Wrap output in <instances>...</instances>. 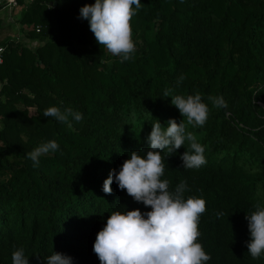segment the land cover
<instances>
[{
    "label": "trees",
    "instance_id": "16d2710c",
    "mask_svg": "<svg viewBox=\"0 0 264 264\" xmlns=\"http://www.w3.org/2000/svg\"><path fill=\"white\" fill-rule=\"evenodd\" d=\"M94 3L18 0V36L0 39V264H13L20 248L29 264H47L54 252L101 264L93 246L110 214L151 211L115 180L105 193L104 181L131 152L150 150L152 124L171 119L205 149L198 169L183 167L187 140L161 151L169 191L184 181L185 199L206 202L197 241L211 257L205 264H264V253L248 251L246 219L264 204V0H141L131 20L135 51L123 62L80 17ZM166 91L199 93L205 124H187ZM52 106L82 119L45 117ZM53 140L58 149L34 167L28 153Z\"/></svg>",
    "mask_w": 264,
    "mask_h": 264
},
{
    "label": "clouds",
    "instance_id": "9594fccd",
    "mask_svg": "<svg viewBox=\"0 0 264 264\" xmlns=\"http://www.w3.org/2000/svg\"><path fill=\"white\" fill-rule=\"evenodd\" d=\"M133 6L138 10L141 0H95L94 4L80 9V17L89 21L97 43L114 56L121 57L122 62L131 59L135 51L131 26L135 14ZM183 79L181 76L178 83ZM165 96L171 97V103L186 118L187 124L193 127L205 124L209 109L199 93L173 97L166 91ZM209 100L215 107L227 106L222 97L210 96ZM43 115L64 123H68L69 116L77 122L82 119L79 112L71 109L62 112L55 106L47 108ZM186 140L189 149L180 157L183 167L198 169L206 163L204 147L193 133H186L183 122L171 119L166 128H162L158 120L152 124L148 137L150 150L144 156L133 151L118 173L115 169L110 172L103 184L105 193L111 194V184L115 180L119 189L126 190L136 202H142L151 211L142 214L137 209L110 214L93 246L101 264H205L210 260L201 243L197 242L199 220L206 211L205 200L197 197L185 199L184 181L170 192L169 181L161 179L165 168L161 151H176L184 146ZM57 149L58 144L54 140L49 141L35 147L28 157L33 166L38 167L41 155ZM246 219L251 237L247 247L251 257L256 259L264 253V204H255V211L247 214ZM12 260L13 264H29L23 248L13 252ZM47 264H72V258L54 252L47 257Z\"/></svg>",
    "mask_w": 264,
    "mask_h": 264
},
{
    "label": "built area",
    "instance_id": "2783aa9c",
    "mask_svg": "<svg viewBox=\"0 0 264 264\" xmlns=\"http://www.w3.org/2000/svg\"><path fill=\"white\" fill-rule=\"evenodd\" d=\"M28 4L34 2V0H25ZM19 6L18 0H0V10L7 9L9 14L11 15L12 10L16 9ZM39 31V29H38ZM4 52V48L0 47V64L3 62L2 54ZM0 102H1V94H0Z\"/></svg>",
    "mask_w": 264,
    "mask_h": 264
},
{
    "label": "crops",
    "instance_id": "0c3cea01",
    "mask_svg": "<svg viewBox=\"0 0 264 264\" xmlns=\"http://www.w3.org/2000/svg\"><path fill=\"white\" fill-rule=\"evenodd\" d=\"M0 21H2V25L0 28V39L4 38V32L7 30V28L14 23V20H12L11 15L9 14V11L7 9L0 10ZM14 29L18 31V27L15 26Z\"/></svg>",
    "mask_w": 264,
    "mask_h": 264
},
{
    "label": "rangeland",
    "instance_id": "374dc122",
    "mask_svg": "<svg viewBox=\"0 0 264 264\" xmlns=\"http://www.w3.org/2000/svg\"><path fill=\"white\" fill-rule=\"evenodd\" d=\"M27 3V2H26ZM16 16V15H15ZM12 18H13V20H15L16 21V23H17V18L16 17H14V16H12ZM14 26L15 25H10L8 28H7V30L4 32V36H6V37H8V36H10V37H13L14 35H15V37L16 36H18V31H16L15 29H14Z\"/></svg>",
    "mask_w": 264,
    "mask_h": 264
}]
</instances>
